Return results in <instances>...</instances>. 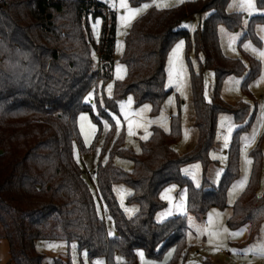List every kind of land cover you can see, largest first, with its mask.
<instances>
[{"label": "trees", "instance_id": "16d2710c", "mask_svg": "<svg viewBox=\"0 0 264 264\" xmlns=\"http://www.w3.org/2000/svg\"><path fill=\"white\" fill-rule=\"evenodd\" d=\"M128 1L134 5L144 0ZM228 1L193 0L167 9L151 7L139 16L124 38L121 61L126 74L114 82L113 98L102 97L99 101L95 96V114L84 97L91 89L96 92L98 83L103 85L112 77L113 17L109 24L103 22L96 45L102 63L96 67L88 19L104 18L100 2L0 0V238L7 242L11 264H43V255L34 246L40 239L75 241L89 260L102 257L106 264H117L118 253L124 257L121 264H137L135 250L139 248L156 259L172 248L165 264H179L184 259L188 249L185 216L156 223L154 215L164 207L159 193L170 184L185 187L186 208L192 214L203 215L211 207L225 208L227 188L238 176V135L249 125L247 122L233 134L217 186L203 179L196 188L182 176L184 164L199 161L204 169L208 165L219 113H230L235 123L243 122L247 115L246 103L230 105L218 95L226 75L240 74L245 69L242 61L224 57L220 51L217 25L223 23L234 29L241 19L240 13L225 11ZM255 4L264 8V0H255ZM202 12L209 14L193 32L179 28L183 20ZM254 22H264V15L250 18L244 36L259 43L252 32ZM181 38L187 54L201 55L199 69H211L215 78L213 96L206 102L201 71H189L196 143L183 154L172 148L180 138V119L175 115L170 117L169 131L152 126L147 139L139 142L137 153L127 150L123 134L115 132L108 111L116 110V100L130 94L134 105L148 102L150 114H157L168 94L166 56ZM245 58L249 70L243 87L259 72V62L248 55ZM82 111L89 112L98 126L90 147L82 144L77 127V116ZM102 119L108 123L104 133ZM100 138L99 155L106 160L97 162L93 175L97 194L113 221L112 237H108L96 211L72 149L75 142L81 154H88ZM249 155L248 182L227 219L231 229L248 225L246 242L264 224V191L257 194L262 158L259 144ZM114 156L129 159L131 170L115 166ZM117 183L131 189L126 201L137 205L129 218L112 193Z\"/></svg>", "mask_w": 264, "mask_h": 264}, {"label": "rangeland", "instance_id": "374dc122", "mask_svg": "<svg viewBox=\"0 0 264 264\" xmlns=\"http://www.w3.org/2000/svg\"><path fill=\"white\" fill-rule=\"evenodd\" d=\"M97 1L102 4L105 12L104 18L97 17L95 19H88V28L93 44L91 55L94 61V66L99 67L102 63V54L99 52L96 45L101 39L103 22L104 24H109V19L111 17H113L114 26V47L112 53L113 62L111 79L106 81L103 85L98 83L99 87H97L99 89L96 92L91 89L89 92L93 93V95L89 100H85V97L89 92L84 97L85 103L91 105L95 114H97V110L95 103L93 102L94 99L97 97L99 101H102V97L113 98L114 82L122 80L126 74V66L122 63L121 56L124 50V38L132 23L151 7L167 9L193 0H144L134 5L130 4L127 0V3L132 8H139L142 4L150 5L148 8L137 14L128 24H124L122 21L118 20V16H122L125 11L119 7V0ZM253 3L255 5V10L249 15L248 10H243L238 7L239 0H229L225 6V11L227 13L241 14L239 26L234 29H229L223 23H219L216 30L222 55L230 59H239L245 65V69L242 73L229 74L221 80L218 95L230 105H233L238 101L246 103L248 105L247 115L243 122L235 123L230 113H219L216 120L213 145L208 152L209 163L206 168L204 169L199 161H194L181 166L182 176L186 177L194 187H200L203 179L207 180L211 185L217 186L227 164L226 151L232 141L233 134L249 122L248 128L245 131H241L238 135V176L227 188L226 207L223 209L211 207L203 215L192 214L188 212L186 208L185 187L177 184H170L163 187L159 193V198L164 202V207L155 213L154 221L156 223H160L167 218L176 215L185 216L187 229L185 240L188 249L184 259L179 264H264V255L253 254L251 252L246 254L242 251L249 248V246L264 242V224H261L258 227L256 234L247 242L246 240L249 232L247 224L235 229H231L227 225V219L232 212V205L248 182L251 163L249 164L247 161H251L249 153L257 144H259L262 152L260 183L257 194H261L264 191V108L261 107L264 105V59H261L259 56V52L264 50V22H254L252 24L253 35L259 43H256L250 37L244 36V33L248 30L250 18L253 16L264 15V8L260 9L256 7L255 0H253ZM157 4L160 6L158 7ZM208 14L209 12H202L191 18L185 19L180 23L179 28L193 32ZM97 20L100 21L99 25H96ZM181 41H183L182 47L174 53L173 49ZM246 45H251V47H246ZM253 49H256V51H253ZM245 55H248L259 62V72L254 79L250 80L246 86L243 87L244 78L249 70ZM199 60H201L200 54L197 56L193 52L186 53L184 39H178L173 43L167 53L165 63V89L168 90V94L158 113L155 115L150 114L151 106L148 102L138 106L134 105L133 97L130 94L122 99L116 100V110L108 111V114L114 123L115 132L118 134L122 132L123 134L124 148L137 153L139 151V142L145 140L142 137L146 134L147 137L149 136L150 128L156 126L165 132L169 131L170 117L175 115H178L180 119V138L172 145V148L178 154H183L193 148L197 140V128L193 123L194 113L189 81L190 69L194 72L201 71L202 73L203 96L206 102L211 101L215 86L214 72L209 68L200 70L198 63ZM170 71L173 73L171 83L169 82ZM237 81H239V83H237ZM109 84L112 85L110 91L108 89ZM129 97L132 98V103L130 105L127 103ZM121 102H124L125 104V111H128L131 114L129 119L136 121L141 125L140 127L133 126L132 135H129L128 121L121 112ZM144 105H148V108L145 109ZM81 114H84L87 118L81 120ZM113 116L120 121L119 132L117 131L116 120L112 118ZM105 122L107 121L103 119L101 120L103 133L107 130L105 128ZM77 127L82 144L84 147H90L94 141V135L98 126L93 121L89 112L82 111L78 114ZM254 132L255 135H253ZM100 145L101 138L93 151L88 154H81L77 144L74 142L72 145L73 157L82 169L83 178L88 184L94 197L96 211L104 221L107 235L108 237H112L114 235L113 221L106 213L104 205L97 194L93 175V170L97 162H104L106 160L105 156L100 157L99 155ZM112 163L124 171H130L132 168V162L127 158L114 156L112 158ZM218 172L219 177H217ZM193 174L196 178L195 181L192 178ZM245 176H247V181L243 188H240L237 185ZM196 181H198V184ZM172 186L175 187L173 188ZM166 189H171V191L166 192ZM112 193L123 214L128 218L133 216L137 211V205L134 203H127L126 201L131 193V189L123 183H117L112 186ZM182 194L184 197L183 213L175 208V204L181 202ZM162 195L170 197L172 203L170 204L169 199L162 198ZM126 209L132 211L129 212L126 211ZM169 210H171L172 215L165 216L164 219L159 218L160 215L165 214ZM209 214H212V225L208 224ZM189 217H191V221L189 220ZM209 228L211 230L226 228L228 229V232L221 231L219 239H213V242L210 244V237L205 231V229ZM237 230L241 231L240 235L236 237L229 235L230 232ZM109 233H111V235H109ZM219 242H222V246H219L218 250L214 251L213 248L217 247ZM49 245L53 246L50 247ZM34 246L35 250L43 255V264H57L56 261L58 260H60L62 264H65L67 261L71 264H93V262L98 259L103 261V264H106L105 259L102 257L89 260L86 252L84 250L80 251L75 241L40 239L35 241ZM230 249H236L237 251L234 253L233 251H230ZM138 250L142 249L139 248L135 250L136 263L141 264L140 257L137 254ZM171 255L172 248L167 249L159 259L147 257L145 253L144 258L146 261L152 262V264H165L169 261ZM117 257L121 259L118 261ZM115 261L117 264H121L124 261V257L118 253L115 256ZM0 264H11L9 262L7 242L3 238H0Z\"/></svg>", "mask_w": 264, "mask_h": 264}, {"label": "snow or ice", "instance_id": "6c2138e0", "mask_svg": "<svg viewBox=\"0 0 264 264\" xmlns=\"http://www.w3.org/2000/svg\"><path fill=\"white\" fill-rule=\"evenodd\" d=\"M113 6H115V5H113ZM149 6L150 5H148V4H142L139 8H132L127 3V0H119V7L122 8V9H124L125 11H124V14L122 16H118V20L119 21H122L124 24H128V23H130L136 17L137 14H139L142 10L148 8ZM157 6L159 7L160 5L157 4ZM165 6H167V5H165ZM238 7L240 9H243V10H248L249 11V15H251L252 14V11L255 10V5L253 3V0H239ZM206 15H207V13H206ZM99 23H100V21L97 20L96 21V25H99ZM182 45H183V41H181L180 43H178L176 45V47L173 49V52L174 53L177 52L182 47ZM246 47H251V45H246ZM253 51H256V49H253ZM259 56L261 57V59H264V50H261L259 52ZM172 76H173V73L170 71L169 72V82L170 83L172 82ZM237 83H239V81H237ZM111 88H112V85L109 84L108 85L109 91L111 90ZM92 95H93V93L89 92L88 95L85 97V100L86 101L89 100V98L92 97ZM127 103H128V105H130L132 103V98L131 97L128 98V102ZM261 107L264 108V105H262ZM144 108L147 109L148 108V105H144ZM121 112L124 115L125 119L128 121V132H129V135H132L133 134V126L135 125L136 127H140L141 125L139 123H137L136 121H133V120L129 119V116L131 114L128 111H125V104H124V102H121ZM86 118L87 117L84 114H81V120H84ZM112 118L114 120H116V127H117V131L119 132L120 121L118 119H116L115 116H113ZM105 128L106 129L108 128L107 122H105ZM253 135H255V132L253 133ZM142 138L147 139V134L144 137H142ZM225 146H227V145H225ZM247 163L250 164L251 161H247ZM217 177H219V172L217 173ZM192 178H193L194 181L196 180L194 174H193V177ZM246 181H247V176H245L238 183L237 186H239L240 188H243V186L246 183ZM196 182L198 184V181H196ZM172 187L174 188L175 186H172ZM165 191L166 192H170L171 189H166ZM162 198L169 199L170 204L172 203L170 197L162 195ZM183 199H184V197H183V194H182V196H181V202L175 204V208L178 211H180L181 213H183V210H184ZM126 211L131 212L132 210L126 209ZM168 215H172L171 210H169L168 212H166L163 215H160L159 218L160 219H164L165 216H168ZM217 215H219V214H217ZM189 220L191 221V217H189ZM208 224L209 225H212L213 224L212 214H209ZM198 231H199V229H198ZM205 231L207 232V234L210 237L209 243L211 244L213 242V239H217V240L219 239V236L221 234V231L228 232V229L225 228V229H219V230H211L209 228V229H205ZM240 234H241V231L240 230H237V231H234V232H230L229 233V235L232 236V237H236V236H238ZM109 235H111V233H109ZM49 246L52 247L53 245H49ZM219 246H222V242H219V245L217 247H214L213 250L214 251L218 250V247ZM230 251H233L235 253L237 250L236 249H230ZM242 251H244L246 254L249 253V252H251L253 254L264 255V242L258 243L257 245H254V246H249V248L244 249ZM137 254L140 257L141 264H152V262H149V261H146L145 260L144 253H143L142 250H138V253ZM169 255H170V253H169ZM120 259L121 258L117 257V260L118 261ZM93 264H103V261H101V260L98 259V260L94 261Z\"/></svg>", "mask_w": 264, "mask_h": 264}]
</instances>
